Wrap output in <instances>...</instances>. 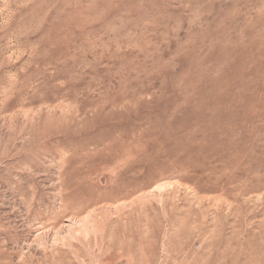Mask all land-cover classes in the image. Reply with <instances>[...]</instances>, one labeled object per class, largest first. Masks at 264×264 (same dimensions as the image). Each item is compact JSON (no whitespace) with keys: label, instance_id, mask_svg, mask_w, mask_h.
I'll return each mask as SVG.
<instances>
[{"label":"rangeland","instance_id":"374dc122","mask_svg":"<svg viewBox=\"0 0 264 264\" xmlns=\"http://www.w3.org/2000/svg\"><path fill=\"white\" fill-rule=\"evenodd\" d=\"M0 264H264V0H0Z\"/></svg>","mask_w":264,"mask_h":264}]
</instances>
